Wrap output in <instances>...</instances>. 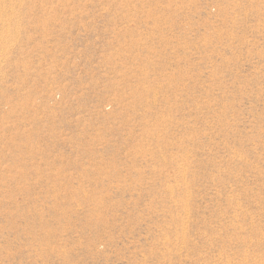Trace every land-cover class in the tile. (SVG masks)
<instances>
[{"label": "rangeland", "instance_id": "rangeland-1", "mask_svg": "<svg viewBox=\"0 0 264 264\" xmlns=\"http://www.w3.org/2000/svg\"><path fill=\"white\" fill-rule=\"evenodd\" d=\"M0 264H264V0H0Z\"/></svg>", "mask_w": 264, "mask_h": 264}]
</instances>
